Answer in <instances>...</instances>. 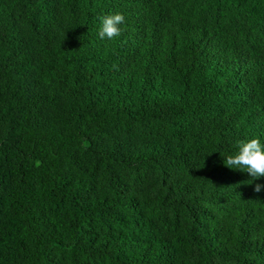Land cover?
Here are the masks:
<instances>
[{"label":"trees","instance_id":"1","mask_svg":"<svg viewBox=\"0 0 264 264\" xmlns=\"http://www.w3.org/2000/svg\"><path fill=\"white\" fill-rule=\"evenodd\" d=\"M253 137L264 0H0V264H264Z\"/></svg>","mask_w":264,"mask_h":264},{"label":"clouds","instance_id":"2","mask_svg":"<svg viewBox=\"0 0 264 264\" xmlns=\"http://www.w3.org/2000/svg\"><path fill=\"white\" fill-rule=\"evenodd\" d=\"M124 22L125 17L120 12L104 16L101 20L100 37L109 40L120 37L122 34L121 25ZM223 164L229 169L246 172L253 180L264 177V144L256 137L247 141H240L237 151L227 154ZM253 191L255 193L264 191V184L256 183Z\"/></svg>","mask_w":264,"mask_h":264}]
</instances>
